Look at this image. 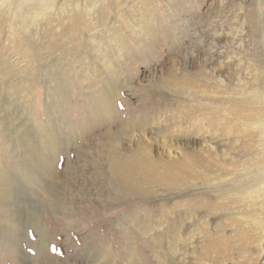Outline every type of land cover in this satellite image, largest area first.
I'll use <instances>...</instances> for the list:
<instances>
[{
  "label": "rangeland",
  "instance_id": "obj_1",
  "mask_svg": "<svg viewBox=\"0 0 264 264\" xmlns=\"http://www.w3.org/2000/svg\"><path fill=\"white\" fill-rule=\"evenodd\" d=\"M134 1L127 0L122 6ZM63 2L56 0L55 6ZM84 2L76 0L82 6ZM152 4L160 14L155 11L152 22L140 16L148 34L142 41L135 31H140L143 24L130 23L132 29L116 22L126 39L120 43L111 76L112 64L104 62V57H112L115 51L103 22L100 26L90 19L82 22L83 29L76 34L81 41L77 46L76 40L72 51L66 40L64 45L70 54L62 61L63 77L55 82L60 94L57 100L62 105L58 111L52 107L55 98L48 89L54 87V80L45 75V69L49 59L54 62L60 51L45 55L43 47L52 40L31 39L41 48L36 56L31 53L32 74L22 82L23 92H18L22 93L20 104L27 108L37 146L47 154L52 151L50 168L54 176L46 186L53 203H34L35 193L24 198L23 208L32 215L17 228V264H264V0H152ZM95 7L99 9L100 2ZM21 8L3 1L0 15L6 14L5 20L15 19ZM114 17L109 15L106 25L112 24ZM41 22L39 18L30 26L42 32L48 25ZM4 31L7 35V26ZM94 35L103 50L100 47L98 52L99 46L95 45L94 54L80 64L81 42ZM4 56L11 61L15 58L11 52ZM170 77L186 85V91L178 94V84L164 86V80ZM111 79L116 84L112 109L103 115L113 121L140 112L169 122L165 108L173 109L175 100L190 102L188 91L196 93V101L204 104L213 100L218 115L213 116L214 124L226 122L228 130L218 129L213 139L205 132L167 140L177 141L180 146L189 142L194 147L208 145L211 155L215 152L217 158L225 159L223 166L216 167L220 176L204 173L205 180L183 182L178 176L168 177L162 172L161 181H168L170 187L143 182L138 188L145 190L140 192L120 183L110 184L108 155L96 138L102 140L103 130L108 127L100 122V102L105 99L99 81L110 85ZM223 111L227 118L219 116ZM183 115L189 118L187 112ZM244 116L256 119L244 122ZM88 121L93 127H86ZM155 127L147 128L144 140L162 141ZM49 131L53 138L46 136ZM5 133L0 121V164L8 183L12 178L23 180L22 148L8 142ZM71 134L75 135L72 139ZM129 145V141H120L119 158L133 153L135 147L130 149ZM146 147L161 166L168 160L172 165L181 160L173 150L161 154L154 146ZM10 156L18 163L19 171L14 176ZM198 199L206 202L207 208L197 206ZM220 202L231 203L228 212L222 213L218 207L209 209V205L212 208ZM187 207L193 212L190 218L184 215ZM226 213L234 221L221 229L223 234L215 243L204 241L197 227L208 220L211 233L221 232L217 224L229 223ZM167 223L182 227L179 233L185 237L173 249L169 247L171 231ZM4 235L0 230V264H14Z\"/></svg>",
  "mask_w": 264,
  "mask_h": 264
},
{
  "label": "bare ground",
  "instance_id": "obj_2",
  "mask_svg": "<svg viewBox=\"0 0 264 264\" xmlns=\"http://www.w3.org/2000/svg\"><path fill=\"white\" fill-rule=\"evenodd\" d=\"M3 1L6 5L13 4L23 7L18 9L19 12L15 15L17 19L14 16L15 19L5 20L6 14L0 15V121L4 123V130L6 132L4 134V138H6L8 142H11L14 146L19 145L22 148L21 166L23 165L20 170V172H23V180L19 181L12 178V180L8 183L5 173L6 170H4L3 165L0 164V230L3 235L5 234L4 240H6L10 248L9 253L13 257L14 264H17V259L15 257L19 240V231L17 228L19 227V223H24V221L32 215V212L28 213L23 208L24 204L22 203L24 198L27 196L32 197V193H35L37 195V199L34 203L38 202L45 206H51L53 203L52 199L49 198L51 190L46 186V181L52 180L54 176L51 172L52 167L50 168V166L53 165L52 158L50 157V152L52 151H49V154H47L39 148V146H37L36 137L34 136V133H32L34 129L31 124H28L29 118L27 119V108L24 106V103L23 105L20 104V101L23 100V96H20L22 95L21 92H23L22 87L24 83L22 84V82L25 80L27 75L30 76L32 74L33 70L31 69V65L33 64L31 53H34L36 56L38 54L36 53L37 50L41 48L37 41H32L31 39L35 37H43L52 40L50 45L45 43L43 47L47 50L45 55L47 54L49 56L48 51H60L59 57L54 62L49 59L48 66L45 69V75H50V77L53 78L52 80H54V87L52 89H48L50 90L51 96L55 98V100H52V107H56V110L58 111L61 110L62 105L61 100H57L59 99L60 94L59 90H57L55 82L57 80L60 81V78L63 77L61 75L63 73L61 67L62 61L65 59L66 55L70 54V50H68L69 48L65 47L64 43H66V40L70 41V44L72 45L70 46L71 51L75 48L74 43L76 40L77 46H79L78 41H81V37H78L79 35L77 36L76 34L81 32L80 29H83L81 27L82 22L90 19L93 20L94 24L97 26H100V22H103V25L107 27L109 38L113 45L112 48L115 51V54L112 55V57H104V62L112 64V67L109 70L110 74H108L111 76L113 70L116 68V59H118L116 58V55L118 56L120 53V43H125L126 39L122 29L115 25L116 22H119L123 26L127 25L132 29L134 28V25L130 23H139L137 24L139 26L143 24L140 31H135L137 33L136 35L141 38L139 41H142L148 36V34L144 32L146 23L141 21V17L144 20H151L152 22L155 11H157L158 15L160 12L158 8L156 9V7L152 4V0H136L127 7L122 6V4L127 0H85L84 6L76 3V0H64V2L58 7L55 6L56 0H52V5L49 4V0ZM3 1H0V3ZM97 2H100L99 9H96L95 7ZM109 15L115 16L114 22L106 25V18ZM8 18H10V16ZM39 18L42 19L41 23L46 22L48 25V27L42 32L33 29V27L30 26L31 21ZM5 26L8 28V31L6 32L7 35L4 33ZM91 27L94 29V25H91ZM70 34H72V37ZM5 35L6 39H4ZM91 38L92 39L86 42H81L83 50L80 56V64L86 60L89 55L94 54L92 49H94L95 45L99 46L98 52L100 51V47L101 51L103 50L100 41L95 38V35ZM139 44L144 46V43ZM9 52L15 55L13 61L4 56V54ZM21 63L23 66L22 68L19 67L21 66ZM80 71L81 69L79 72ZM173 78L174 77H170L168 80H164L165 82H163V85L171 86L178 84L176 89L179 91L176 90V92L178 94L184 93V91H186V85L181 84L179 80L176 81ZM99 82L103 86L105 99L103 102H100V122L104 125L108 124V127H105V131L103 130L102 140H99V138H96V140L100 144L102 151L105 150L108 155L107 160L109 161L110 166V184L115 183L113 185H116L120 183L121 185H126V188L130 190L131 188H135L133 190H138L140 192L145 190L144 188H138V186H140L139 183L143 182H158L167 186L168 181H161L163 180L162 172H164L168 177L178 176L180 180H183V182H187L189 180H205V174L208 176H220L217 173L218 169L216 167L223 166L225 159L221 157L217 158L215 152L214 156L211 155V148L208 145V147L203 145L200 147L195 145L194 147L189 142V144L187 143L180 146L182 144H177V141L167 140L171 137H180L185 134L196 135L203 134L205 132L207 134L209 133V136L213 139L214 133L218 131V129H223L224 132L228 130L229 124L226 122H218L214 124L215 121L213 116L216 109L213 106V100H208V102L204 104L201 101H196V93L188 91L192 95V100L190 102H186L185 100H175L176 106L173 109H169L168 107L165 108V112L167 113L166 117L169 119V122L159 118H153V116L149 114H141L139 111L138 114L135 113L133 116H128L126 119L121 121L115 120V122L112 117L106 119L103 113L110 112L112 109V98L114 96L112 93L114 92L116 84L112 81V79L110 85L102 82L101 80ZM194 83L195 82H193V84ZM19 89H21V92H18ZM181 112H187L189 114V118L187 119L184 117ZM88 113H90V111H88ZM215 115L218 116L217 114ZM224 115L225 118H227V113L225 111L219 114V116L223 117ZM229 119L230 118H228V120ZM254 119L256 118H253L252 116H244L241 118L244 122L254 121ZM224 121H226V119ZM151 125L156 126V134L163 137L162 141H151L150 139L144 140L145 133L148 130L147 128ZM216 125L218 127L215 128ZM86 127H93V123L88 121ZM51 134L52 132L49 131V133H46V136L53 138ZM74 136L75 135L71 134L70 139ZM121 140L129 141L130 149L132 146L135 148L131 155L119 158L118 149L121 147ZM146 145H151L157 150H161V154L164 152L170 154L175 151L181 155V160L177 165L170 164V161L168 160L167 165L165 164L161 166L158 164V160L155 156L147 151L148 148ZM9 158L13 160L12 156ZM11 165L13 167L12 173L14 176L18 174L16 171H19L16 158L12 161ZM130 182H132L133 185L128 186L130 185ZM263 184L264 183H262V186ZM243 189L244 188H242L241 191H243ZM49 190L50 192H48ZM195 202L197 206H208V204L206 205V202L200 199ZM230 205L231 203L228 202L226 204L220 202L216 206H212V208L211 205H209V209H215V207H218L223 213L224 211L228 212L227 208H230ZM21 208H23V210ZM14 209H16V211H14ZM192 213L191 208L187 207V209L184 210L186 218H190V216L192 217ZM226 214V219H228V214ZM228 220L229 223L226 225L223 221L218 222L217 230H221L223 227L228 226L234 221V219L231 218ZM208 222V220L203 221V223L197 227V230L200 231V234H202L204 241L211 243L212 245L217 241V239H219L218 237L223 234L224 229L221 230V232H218L219 234H213L209 231ZM6 223L8 225H6ZM167 230L171 231V241H169L170 249L176 248L181 241H184L185 237L181 238L179 233L182 230V227L177 228L175 225L167 223ZM195 232L196 230L192 232V234ZM246 238L248 239L249 236L246 235ZM157 261H159V259H157ZM158 264L164 263L160 261Z\"/></svg>",
  "mask_w": 264,
  "mask_h": 264
}]
</instances>
